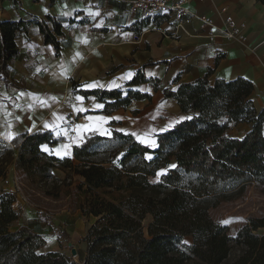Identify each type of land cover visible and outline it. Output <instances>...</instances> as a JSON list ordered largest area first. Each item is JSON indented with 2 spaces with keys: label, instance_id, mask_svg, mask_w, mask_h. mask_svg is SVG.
Returning a JSON list of instances; mask_svg holds the SVG:
<instances>
[{
  "label": "trees",
  "instance_id": "trees-1",
  "mask_svg": "<svg viewBox=\"0 0 264 264\" xmlns=\"http://www.w3.org/2000/svg\"><path fill=\"white\" fill-rule=\"evenodd\" d=\"M257 1L264 4V0ZM168 17L167 13L149 16L140 25ZM48 19L53 31L44 20L36 24L44 42L54 45L58 53L61 23L51 16ZM26 25L22 19L0 20V79L6 85L15 84L9 75L18 51L15 40L18 33H26ZM135 72L126 90L81 93L93 94L104 102V114L136 100H147L148 94L133 87L140 83H151L154 89L159 86L142 68ZM252 90L253 84L244 77L210 83L207 76L181 82L176 91L163 88L164 96L173 97L180 110L192 116L157 134L155 148L136 141L129 133L112 130L107 137L95 133L86 136L73 146L72 156L59 158L39 148L43 143L62 140L50 132L22 133L11 139L14 147L25 149L19 160L23 154L30 155L25 161V175L50 177L54 167H69L81 177L79 186L84 191L101 190L112 202L110 213L132 225L130 235L77 259L57 250L38 252L47 244L41 232L24 224L15 230L9 228L20 211L13 207L16 193L6 190L0 192V264H264V216L248 217L231 233L209 213L246 184L264 188V112L240 138L216 133L219 123L215 116L224 103ZM163 169L158 179L151 181ZM147 216L152 220L145 235L142 220ZM38 218L54 230L47 213L39 211ZM57 234L65 237L61 231Z\"/></svg>",
  "mask_w": 264,
  "mask_h": 264
},
{
  "label": "crops",
  "instance_id": "crops-1",
  "mask_svg": "<svg viewBox=\"0 0 264 264\" xmlns=\"http://www.w3.org/2000/svg\"><path fill=\"white\" fill-rule=\"evenodd\" d=\"M130 1L0 0V20L27 22L26 33H18L15 40L18 51L9 73L15 84L6 85L0 79L1 143H10L8 132L15 137L50 132L62 140L43 143L39 148L44 151L43 146H47L49 151L44 152L63 158L72 156L73 146L92 133L111 136L95 128L77 130V126L95 124L109 129L111 134L115 130L143 135L156 129L149 137L156 147L157 134L162 133L159 129L192 116L183 113L173 97L164 96L163 88L176 91L179 83L203 76L210 83L244 77L253 84L250 94L228 99L215 116L218 136L240 138L250 131L254 118L264 112V4L257 0H191L186 6L196 17L180 22L174 17L158 22L151 19L141 26L149 16L131 13ZM97 12L99 15H95ZM48 16L61 23L58 53L54 45L44 42L36 24L44 20L52 30ZM228 16L237 31L236 38L225 35ZM77 52L82 58L75 57ZM138 68L159 86L154 89L151 83H140L133 87L148 94L147 100H136L128 107L104 114V107H95L104 102L93 94L81 93L93 89L126 90V83ZM127 73H132L131 78H124ZM113 81L120 87H108ZM93 82L104 86L85 87ZM78 108L87 111H77ZM87 117L94 119L89 121ZM100 117L108 118L107 122L95 119ZM30 221L39 227L25 225L42 233L45 226L39 222L38 214L37 221Z\"/></svg>",
  "mask_w": 264,
  "mask_h": 264
},
{
  "label": "rangeland",
  "instance_id": "rangeland-1",
  "mask_svg": "<svg viewBox=\"0 0 264 264\" xmlns=\"http://www.w3.org/2000/svg\"><path fill=\"white\" fill-rule=\"evenodd\" d=\"M24 152L23 148L0 142V192L10 190L16 193L13 207L20 211V215L10 225L11 230L26 223L29 225L30 220L37 221L39 211L47 213L54 223L55 228L51 231L44 225L42 234L47 244L38 252L57 250L77 259L78 255L82 257L101 245L115 243L130 235L132 223L122 222L110 213L112 202L101 190L84 191L79 186L81 177L73 174L69 167H54L50 177L25 175V161L30 155L23 154L19 160ZM164 171L160 170L151 181L158 179ZM209 213L235 233L248 217L264 216V188L246 184L242 190L228 195L224 202L210 209ZM151 220L149 216L142 220L145 235ZM31 224L39 227L37 222ZM58 231L65 237L59 236ZM186 240L190 241V238Z\"/></svg>",
  "mask_w": 264,
  "mask_h": 264
},
{
  "label": "built area",
  "instance_id": "built-area-1",
  "mask_svg": "<svg viewBox=\"0 0 264 264\" xmlns=\"http://www.w3.org/2000/svg\"><path fill=\"white\" fill-rule=\"evenodd\" d=\"M191 0H131L129 9L131 13H135L139 16H153L162 15L164 13L169 14V17H174L177 22L181 20H189L192 17H196L194 11H190L187 8V3ZM228 27L225 30V35L228 38H236L237 31L233 29L230 24V17L226 18Z\"/></svg>",
  "mask_w": 264,
  "mask_h": 264
},
{
  "label": "snow or ice",
  "instance_id": "snow-or-ice-1",
  "mask_svg": "<svg viewBox=\"0 0 264 264\" xmlns=\"http://www.w3.org/2000/svg\"><path fill=\"white\" fill-rule=\"evenodd\" d=\"M66 15H67V13H66ZM95 15H99V13L97 12V13H95ZM84 43H87V40H86V39L84 40ZM75 57H80V53L77 52V53L75 54ZM75 57H73V59H75ZM80 58H82V57H80ZM37 71H39V69H37ZM150 75H151V73H150ZM131 76H132V73H127V74H125V77H124V78H131ZM97 86L103 87L104 85H99L97 82H93L92 84L85 85V87H88V88H91V87H97ZM108 87H110V88H111V87H120V85L116 84V82L113 81L110 85H108ZM22 95H23V94H22ZM77 100H81V101H82V100H83V97H77ZM95 107H96V108H102V107H104V105H102V104H96ZM76 110H77V111H87V109H84V108H78V109H76ZM17 119H19V117H17ZM59 119H63V117H59ZM87 119H88L89 121H92L94 118H93V117H87ZM95 119H98V120L104 121V122L106 123L108 118L100 117V118H95ZM117 119H118V118H117ZM181 119H191V117H186V118H181ZM177 122H178V121H177ZM173 123H176V122H173ZM33 126H35V125H33ZM172 126H173V124H169L166 128L159 129V131H161V132H163V131H167L168 128H170V127H172ZM45 127H50V125H47V124H46ZM94 128H95L96 130H101L103 134L111 135V131H110L109 129H100L99 126H98V125H95V124H86V125H80V126H77V130H79V129H84L85 131H91V130H93ZM29 131H31V129H29ZM121 131H123V130H121ZM155 131H156V129H152V130H150V132L145 133V134H143V135H137V133L133 132V133H131V135L136 136V138H137L138 140H140L142 143H145V144H147V145H149V146H151V147H155V141H154L153 139H150V138H149L150 135H151V132H155ZM6 135H7V137H8L9 139H13V138H15V134L12 133V132H8ZM62 147H64V148H68V147H70V146H69V145H64V146H62ZM43 148H44V151H49V149L47 148V146H43ZM66 154H67V153H66ZM147 158H148V159H151L150 156L147 157ZM172 167H175V166L173 165ZM158 175H159V174H158Z\"/></svg>",
  "mask_w": 264,
  "mask_h": 264
},
{
  "label": "water",
  "instance_id": "water-1",
  "mask_svg": "<svg viewBox=\"0 0 264 264\" xmlns=\"http://www.w3.org/2000/svg\"><path fill=\"white\" fill-rule=\"evenodd\" d=\"M73 254H75V251L73 250Z\"/></svg>",
  "mask_w": 264,
  "mask_h": 264
}]
</instances>
